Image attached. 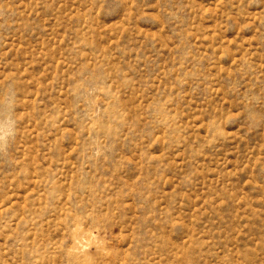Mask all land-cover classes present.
<instances>
[{
	"label": "rangeland",
	"instance_id": "1",
	"mask_svg": "<svg viewBox=\"0 0 264 264\" xmlns=\"http://www.w3.org/2000/svg\"><path fill=\"white\" fill-rule=\"evenodd\" d=\"M0 264H264V0H0Z\"/></svg>",
	"mask_w": 264,
	"mask_h": 264
}]
</instances>
